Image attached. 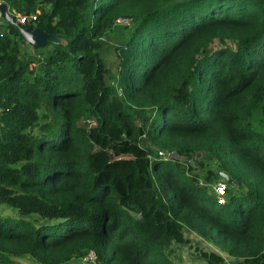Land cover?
I'll use <instances>...</instances> for the list:
<instances>
[{
    "label": "trees",
    "instance_id": "16d2710c",
    "mask_svg": "<svg viewBox=\"0 0 264 264\" xmlns=\"http://www.w3.org/2000/svg\"><path fill=\"white\" fill-rule=\"evenodd\" d=\"M1 1L0 264H174L183 227L264 264V0ZM123 19L112 84L100 37ZM26 28L64 42L20 59ZM209 160L237 186L223 202Z\"/></svg>",
    "mask_w": 264,
    "mask_h": 264
},
{
    "label": "rangeland",
    "instance_id": "374dc122",
    "mask_svg": "<svg viewBox=\"0 0 264 264\" xmlns=\"http://www.w3.org/2000/svg\"><path fill=\"white\" fill-rule=\"evenodd\" d=\"M11 19L10 11L7 9L6 5L0 0V26L4 25L7 21ZM117 26H114L106 30L102 36L100 37V55L107 67V74L106 80L112 84H115V77H116V70H117V56L114 50V44L118 43L121 40V36H125L129 29L131 28V24L128 23L127 19L119 20ZM64 42L63 38L57 35H47L41 32L37 28L32 29H25L22 32L21 37L17 40L18 47H19V56L20 59H25L32 57L34 59L42 58L56 43ZM233 46L234 42L230 40H225L220 42L216 38L210 42L208 47L210 49L217 47V46H224V45ZM93 121L88 117L87 118V125L92 123ZM264 126V122H263ZM200 153H197V156ZM209 168L215 171V176L212 180H204L202 175L204 173V169ZM222 170H217L216 164L209 160L206 164H204L201 168L198 169L200 174V178L198 179L202 186L206 187V190L212 192V185L216 180H224L226 184L227 193L232 192L233 190L237 189V186L234 182L227 179L225 176L220 174L219 172ZM224 172V171H223ZM213 193V192H212ZM228 196V194H227ZM14 210L10 207L4 206L0 204V214H12ZM35 216V215H34ZM183 236L186 240L182 243L178 242H171L167 246V255L169 259L174 264H208L201 258H199L198 250H212L219 253L226 264H230L231 262L237 261L232 256L227 255L224 251L220 250L216 245L212 242L202 238L193 230L182 228ZM84 250L77 251L70 259L65 260L61 264H85L81 263L80 256L82 255ZM14 260H16L19 264H38L34 261L28 254H20L12 256ZM89 264H96L89 263Z\"/></svg>",
    "mask_w": 264,
    "mask_h": 264
},
{
    "label": "built area",
    "instance_id": "2783aa9c",
    "mask_svg": "<svg viewBox=\"0 0 264 264\" xmlns=\"http://www.w3.org/2000/svg\"><path fill=\"white\" fill-rule=\"evenodd\" d=\"M33 15H20L16 16V20L18 22H23L27 18H33ZM160 155H163L162 152L159 151ZM212 189L214 192V195L216 197L217 202H223L225 200V196L227 193L226 190V184L224 180H216L214 184L212 185ZM81 263L89 264L94 263L95 261V252L92 249H86L83 251L82 255L80 256Z\"/></svg>",
    "mask_w": 264,
    "mask_h": 264
},
{
    "label": "water",
    "instance_id": "95a60500",
    "mask_svg": "<svg viewBox=\"0 0 264 264\" xmlns=\"http://www.w3.org/2000/svg\"><path fill=\"white\" fill-rule=\"evenodd\" d=\"M220 174H222L223 176H225L227 179H229L228 175L226 172L220 171ZM231 180V179H230ZM128 212L135 218V219H140L141 216L138 212H134L132 210H128Z\"/></svg>",
    "mask_w": 264,
    "mask_h": 264
},
{
    "label": "clouds",
    "instance_id": "9594fccd",
    "mask_svg": "<svg viewBox=\"0 0 264 264\" xmlns=\"http://www.w3.org/2000/svg\"><path fill=\"white\" fill-rule=\"evenodd\" d=\"M89 249V248H88ZM84 250H86V249H84Z\"/></svg>",
    "mask_w": 264,
    "mask_h": 264
}]
</instances>
